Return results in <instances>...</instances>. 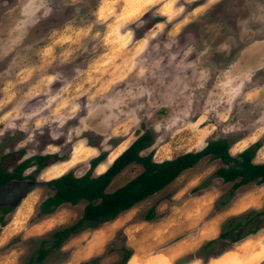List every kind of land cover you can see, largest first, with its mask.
I'll list each match as a JSON object with an SVG mask.
<instances>
[{
    "label": "rangeland",
    "instance_id": "obj_1",
    "mask_svg": "<svg viewBox=\"0 0 264 264\" xmlns=\"http://www.w3.org/2000/svg\"><path fill=\"white\" fill-rule=\"evenodd\" d=\"M146 131L154 144L143 154L154 150L156 162L219 138L229 141L233 155L262 141L255 162H264V0H0V163L11 169L21 159L58 155L63 160L40 173L33 174L36 167L23 173L50 181L71 170L82 176L107 153L92 170L98 175ZM221 166L204 159L115 221L78 234L47 261L67 262L72 249L82 252L96 238V249L81 253L76 264L95 257L98 264H119L123 243L134 251L128 264H236L244 246L254 247L260 236L264 241V227L240 243L234 235L202 248L230 217L264 209V185L238 189L217 210L231 188L212 177ZM142 170L130 165L108 191ZM206 180L205 189L193 191ZM52 194L49 186L37 189L0 214L7 223L0 233L15 232L0 256L15 258L16 251L23 264L31 240L80 219L85 203L37 217ZM155 205V219L145 221ZM217 219L219 230L208 238L205 230ZM188 255L195 257L185 263Z\"/></svg>",
    "mask_w": 264,
    "mask_h": 264
},
{
    "label": "trees",
    "instance_id": "obj_2",
    "mask_svg": "<svg viewBox=\"0 0 264 264\" xmlns=\"http://www.w3.org/2000/svg\"><path fill=\"white\" fill-rule=\"evenodd\" d=\"M153 144V135L146 131L116 157L103 173L94 175L92 170L106 160L107 153H101L95 157L90 163L91 171L82 176H77L75 171L71 170L52 179L49 188L53 194L40 203L37 217L51 215L64 204L77 206L80 203H85L83 214L72 225L56 229L46 237L31 240L34 248L23 264H45L52 254L61 251L63 245L72 236L115 221L139 203L165 190L183 173L195 168L206 158L209 161H220L222 164L213 172L212 177L221 179L224 184H231L230 190L217 203V210L230 204L238 189L249 184L264 185V162H255L257 153L263 146L262 141L233 155L230 152L231 146L227 139H212L201 150L187 152L161 162H156L153 159L154 150L146 155L143 154ZM62 160V157L58 155L46 154L21 159L19 163L14 162L11 169L8 165L0 163V186L12 179H35L33 176L25 177L24 171L36 167L33 174H38L46 167ZM132 164L142 166V172L122 187L109 192L108 189L113 180ZM208 183L209 180L204 181L193 191L198 192L205 189ZM4 215H0L1 227L7 225L3 220ZM155 217L156 205L148 210L144 220L151 221ZM262 219H264V209L250 210L230 217L223 224L220 235L216 239L208 241L202 251H207L213 245L234 235L237 237L234 243L246 239L264 227ZM113 244L117 243L113 242ZM113 248V250L116 249V247ZM120 249L122 258L119 264H128L134 254L133 249L128 248L124 243ZM220 254L221 252L217 255ZM193 257L195 256L188 255L183 261L189 262ZM100 260V257H95L84 264H98Z\"/></svg>",
    "mask_w": 264,
    "mask_h": 264
},
{
    "label": "crops",
    "instance_id": "obj_3",
    "mask_svg": "<svg viewBox=\"0 0 264 264\" xmlns=\"http://www.w3.org/2000/svg\"><path fill=\"white\" fill-rule=\"evenodd\" d=\"M257 158V156H256ZM255 158V160H256ZM258 163H263V162H258ZM64 205H67V204H64ZM70 205V204H68ZM63 206V205H62ZM72 206V205H70ZM219 221L220 220H216V221H212L210 223V225L207 226L205 232H206V236L208 238H210V236H213V234L215 235L217 232H218V228H219ZM54 231V230H53ZM52 231V232H53ZM14 230L13 229H10V227H6L1 233H0V246L2 245H5L8 243V241L13 237L14 235ZM221 233V232H220ZM256 234V233H255ZM220 235V234H219ZM258 235V233L256 234ZM81 236V235H80ZM75 237V238H74ZM78 237V235H74L72 236L62 247L61 251H66V248L65 246L66 245H69V241L71 240H75L76 238ZM261 237L260 236L259 238H257L256 242L257 244H255L254 247L252 248H248V246H244L245 248H242L241 249V254L242 253H245L244 257L242 258L240 253L237 252L236 256L238 257L236 259V264H260L261 262L264 261V241H261ZM216 239V238H214ZM247 239V238H246ZM213 240V239H212ZM245 240V239H244ZM210 241V240H209ZM243 240L237 242V243H240L242 242ZM96 242H97V239L94 238V240L92 242H90L89 244H87V246H83V250L82 252H80V250L78 249H72L71 252H70V255H69V258L67 260V262H64L62 264H76L77 262V259L78 257H80V254L82 253V257L84 256V254L86 253H89L90 251L92 250H95L96 249ZM132 241L129 242L130 245H132ZM235 243V244H237ZM253 244V243H252ZM243 249H245L244 251H242ZM137 250V255H138V249ZM227 251V250H226ZM224 251V252H226ZM255 251V252H254ZM257 253V254H256ZM223 254V253H222ZM234 254V251L233 252H227L223 257L225 256H228V255H233ZM14 257V253L11 252V254H7V255H1L0 256V261H6V263H10V264H13L14 263V260H15V264H18L19 261L17 259V256H16V251H15V258ZM222 257V258H223ZM240 257L242 260H240ZM221 258V259H222ZM17 260V262H16ZM134 259H132V262H133ZM5 263V262H4ZM45 264H53L48 261L45 262ZM220 264H225L224 262H221Z\"/></svg>",
    "mask_w": 264,
    "mask_h": 264
},
{
    "label": "water",
    "instance_id": "obj_4",
    "mask_svg": "<svg viewBox=\"0 0 264 264\" xmlns=\"http://www.w3.org/2000/svg\"><path fill=\"white\" fill-rule=\"evenodd\" d=\"M50 181L24 178L12 179L1 185L0 214H6L17 209L32 192L40 188L48 187Z\"/></svg>",
    "mask_w": 264,
    "mask_h": 264
},
{
    "label": "bare ground",
    "instance_id": "obj_5",
    "mask_svg": "<svg viewBox=\"0 0 264 264\" xmlns=\"http://www.w3.org/2000/svg\"><path fill=\"white\" fill-rule=\"evenodd\" d=\"M255 252V251H254ZM257 254V253H256Z\"/></svg>",
    "mask_w": 264,
    "mask_h": 264
}]
</instances>
